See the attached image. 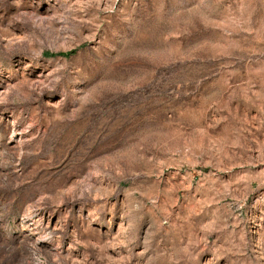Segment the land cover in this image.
Wrapping results in <instances>:
<instances>
[{
    "label": "rangeland",
    "instance_id": "rangeland-1",
    "mask_svg": "<svg viewBox=\"0 0 264 264\" xmlns=\"http://www.w3.org/2000/svg\"><path fill=\"white\" fill-rule=\"evenodd\" d=\"M0 264H264V0H0Z\"/></svg>",
    "mask_w": 264,
    "mask_h": 264
},
{
    "label": "trees",
    "instance_id": "trees-1",
    "mask_svg": "<svg viewBox=\"0 0 264 264\" xmlns=\"http://www.w3.org/2000/svg\"><path fill=\"white\" fill-rule=\"evenodd\" d=\"M71 52H68V53H58V54H56V53H49V52H46V55H48V56H56V55H60V56H62V55H69Z\"/></svg>",
    "mask_w": 264,
    "mask_h": 264
}]
</instances>
